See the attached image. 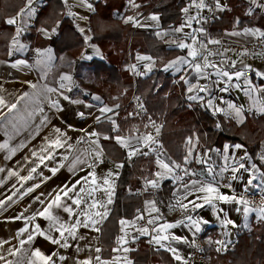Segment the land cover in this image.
Returning <instances> with one entry per match:
<instances>
[{"label": "snow or ice", "instance_id": "snow-or-ice-1", "mask_svg": "<svg viewBox=\"0 0 264 264\" xmlns=\"http://www.w3.org/2000/svg\"><path fill=\"white\" fill-rule=\"evenodd\" d=\"M33 2L34 0H27V8L21 10L20 15L31 17L35 12L32 7ZM62 2L69 7L67 15L76 16V13L70 10L69 0H62ZM79 3L90 10L93 8L88 0H79ZM250 3L252 7H249L247 15H252L256 9H264V0H250ZM129 4L133 8L140 7L134 0H129ZM226 9L227 5L223 4L221 0H187V3L180 9L183 14L182 23L170 27L169 30L161 29L160 16L157 14L149 15L144 19V22L137 16H127L124 18V23H131L134 27H155L157 29L155 35L158 38L164 40L165 37H172L165 42L182 51L186 50L185 55L177 56L165 64L162 71H173L176 74H181L179 79L186 85V100L189 102V107L195 103L210 111L213 116L223 114L234 119L238 124H243L246 119V112L264 114V84L254 82L256 78L264 81V71L243 63V60L238 62L229 59L228 49L221 52L219 50L212 51L209 48V45H221L222 42L220 39L207 38V30L203 25L207 23L209 17L204 13H213L214 15L216 12H223ZM79 19L83 20L86 17L81 16ZM147 21L154 23L148 24ZM6 23L17 25L18 21L13 17L7 19ZM236 23L239 24V19ZM194 25L199 26L194 27ZM79 30L82 33L85 31L84 28ZM24 31H26V26L16 28L15 35L11 37L9 56L29 50L28 46L20 40ZM39 31L46 37H50L56 33L57 28H52L51 32L46 28H41ZM227 35H250L264 40V31L258 28H244L242 32L233 31ZM85 40H91V37L86 35ZM35 53L38 58L34 64H29L25 59H18L11 66L13 68L47 66V62L54 59L51 48H38L35 49ZM245 55H249L247 50L240 53V56ZM213 57L220 59L216 60ZM87 58L90 59L91 57ZM135 59L138 62H146L143 63V72L138 70L137 64L130 66L135 74L143 76L153 71L156 61L151 55L137 54ZM249 73L252 75L250 76ZM59 79L61 83L58 88L41 87L29 82V86L34 91L31 93L25 91L18 95L6 94V89L3 84H0V130L8 137L0 143V152L5 153L4 159L8 161H11L18 152L25 148L28 149L29 153L22 157L23 163L20 160L15 162L19 165L18 168L5 169L0 167V173L6 172L5 178L0 179V187H3L8 179L15 178V183L11 185V194L3 195L0 193V196H3L0 198V209L15 203L14 197L17 200L23 199L35 192L66 166L73 177L79 176L78 179H74V182L66 181L52 192L47 194L41 192L35 196L33 203L39 207L33 208L28 215H25V212L28 211L26 208L11 218L12 220L23 221L24 226L18 229L13 238L17 243L13 244L11 240L7 239L0 240V264H66L67 261H71V264H134L128 254L136 251V249L129 245L135 244L141 237H148L147 242L150 245H155L157 249H164L171 253L179 264H189V261L182 257L177 247L173 245L185 244L198 247L195 239L190 240L188 236L177 235L171 230L183 227L192 233V237H195L196 234L202 232V225L209 223L208 220L194 217L190 213L207 206L224 228L229 225L236 227L234 220L228 217L225 209L219 207V204H235L240 206L236 208V211L241 212L245 218L255 213L258 219L264 220V203L260 206H253L249 199L237 194L234 190L230 194L221 191L222 188L232 190V182L242 180L241 173H249L247 186L264 192V170L252 162L253 157L247 152L243 144L225 145L223 152L220 153L224 163L217 172L209 164L208 151L197 152L199 137L193 134L185 140L186 152L182 162H177L163 150V145L157 140L163 126L149 118V122L144 125V128L152 127L154 132H140L138 128H133L128 135H102L97 131L87 133L91 146L87 157L74 155L70 160L66 153H71L74 146L69 143L72 137L69 136L68 132L74 129L71 125H67L62 130L61 127L53 124L52 119L44 112L42 106V103H47L50 109H55L57 112L62 110L59 99H52L50 93H57L64 100H69L67 95H63L62 90L71 91L72 76L62 74ZM233 90L243 93L248 98L250 103L247 109L242 104L225 100L223 94H231ZM92 99L101 101V97L98 95H94ZM71 102L83 103L79 100ZM221 104L226 105V107H221ZM139 107L143 109L142 104ZM119 108V104L114 107L103 105L99 107L101 115L96 116L95 120L101 122L103 117L111 124V131L119 133L120 126L114 118L118 116L117 110ZM37 114L42 115L39 123L34 124V118ZM78 115L83 118L85 113L80 112ZM129 115H136V113H129ZM50 125V131L41 138L40 145L29 148L31 141L36 139L41 131ZM219 127L220 125L217 124V128ZM23 132H28L29 136L13 146L10 143L11 140ZM80 139L83 142L85 138L81 137ZM101 139L115 140L125 150L129 161L134 157H148L154 153L157 170L151 173L154 178L146 177L144 179L143 190L148 192L150 189H159L161 182L166 179L178 182L179 186L173 192L176 203L169 204L168 207L170 211L179 208L183 213L182 219L170 222L164 217L156 200H145L144 208H137L132 219L121 218L119 220L121 234L116 236L114 241L116 247L112 248V252L117 255L111 259L102 258L100 246L92 243H80L81 241L98 239V237H89L81 230L94 233L102 231V225L112 213L110 206L114 203L116 181L120 177V172H114L112 169H107L100 174L97 173V168L103 165L107 159L100 144ZM230 148L242 150L243 155L238 156L235 152L230 153ZM62 149L65 151L61 152ZM209 151L219 153L218 149ZM259 160L264 163V151L259 153ZM192 164L208 166L204 172L191 168ZM123 167V163L115 164L117 170ZM42 168L47 169L51 176H44L43 171H41ZM23 171H26L25 175H21ZM81 172L85 174L79 175ZM225 173H231V175L225 176ZM204 175L211 179L202 180L200 177ZM37 177L40 178L38 183L25 187L29 181H34ZM189 197H193V199H189ZM183 201L187 202L184 203ZM28 207L31 208V204ZM40 221H44L46 224L42 225ZM141 221L144 223L141 224ZM38 238L56 247L51 252H45L37 245ZM211 242L209 241V243ZM215 243L226 246L225 241L222 240L215 241ZM62 249H74V253L72 256H65L60 253ZM220 250V248L217 249V251ZM79 253H86V255L81 258ZM10 257H15V259H10Z\"/></svg>", "mask_w": 264, "mask_h": 264}, {"label": "crops", "instance_id": "crops-1", "mask_svg": "<svg viewBox=\"0 0 264 264\" xmlns=\"http://www.w3.org/2000/svg\"><path fill=\"white\" fill-rule=\"evenodd\" d=\"M24 1L26 2L25 5L14 14H7L10 10H7L8 7L6 8V5H8L10 0H3V8L0 7V30L3 29L2 26H8V28H11L8 29L6 27L0 32V84H3L4 88L6 89V94L11 93L13 95H18L19 93L25 91L29 93L34 91L29 86V82L35 83L41 87L47 86L58 88L59 84L61 83L59 78L62 74H69L72 76V82L70 85L71 91H68L67 89L62 90L63 95H67L69 97V100H64L63 97L58 95L57 93L49 94L52 99H59L62 108L61 111L57 112L55 109H50L47 103H42L44 112L49 115V117L52 119L53 124L61 127L62 130L65 129L67 125H71L74 129L69 130L68 132L69 136L72 137L69 143L73 144L74 146L71 153H66L69 155L70 160L74 155H81L84 158L87 157L89 149L91 147L89 142L90 138L87 136V133L97 131L102 135H128L130 130H132L133 128H139L140 132H154V129L152 127H149L147 129L144 128V125L147 124L149 122V118H151L152 120L156 121L157 124L163 126L161 128L160 137H157V140L160 141V143L163 145V150L173 160L182 162L183 156L186 152L185 140L188 136L195 134L199 137V146L197 147V152L203 153L205 151H208L209 164H211L217 172L220 170V167L224 163L223 157L220 153L223 152L225 145L230 146L237 143H223L221 141L217 145H212V143L217 139H215L214 134H211L210 131L209 133H207V131L205 130V125L201 121L202 114L204 112H208L210 115H212V113L206 109L201 108L198 104L195 103H192L191 107L188 106L189 102L186 100L185 91L186 85L179 79V76L181 74H176L173 71H162L164 65L171 60H165L163 62L159 78H157L159 79V81L157 82L154 92L151 91L156 95V100H161V102L158 104H150L151 109L156 113V117L154 118L149 116L148 112L145 115H138L135 111L133 105L131 104V98L136 93L135 89L131 91H127L126 89L117 91L118 89L111 88L110 91H114L115 93H113L114 96L110 99V102H105L103 98H101V101L93 100L92 97L94 95L100 96V93H102V88L99 85V75H93V73L88 70L87 65H85L84 67L77 65L74 57L70 56L69 54L58 58L55 55L54 50L51 48L53 50L54 59L50 62H47V66L40 65L32 68H13L11 66L12 63L18 59H25L29 64H34V61L38 58L36 56L35 49L50 48L44 44V41L51 40L58 34L59 31V26L57 27V25H55L52 28H57V31L50 37H46L43 33H41L39 31V29L41 28H36L35 22L37 15L44 6L42 0H34L32 7L35 9V12L31 17H29L28 15H20L21 10L27 8V0ZM98 1L99 0H88V2L93 6V8L90 10L86 6L80 5L79 0H69L70 10L73 13H76V16L67 15L69 7L65 6L64 8L65 10H67L66 16L71 18L76 30L80 32L79 29L84 28L85 31L83 33H80L84 36V38L86 35L91 37V40H86L84 54L78 57L79 60L83 61L82 63L85 64L91 62L92 60L103 61L105 59V56L103 55L99 46L93 43L92 34L89 27L90 16L92 13H94L95 4ZM221 2L227 5V9L223 12H218L216 20H220L225 13H231V17H234L233 19H235L232 28L228 31H225L222 36H220L221 38H224L235 44L246 45L252 43L257 37L250 35L229 36L227 35V33L233 31L242 32L244 28H258L261 31H264V9H256L252 15H247L249 7H252L250 0H221ZM130 9L136 10L137 8L131 7ZM151 14L155 13H149L143 19H141V21L144 22V19ZM204 15H207V12H205ZM81 16L86 17V19H79V17ZM13 17L17 19L18 24L8 25L6 23V20ZM237 19H239V24L236 23ZM147 23L153 24L154 22L147 21ZM206 25L207 23H205L203 26L206 27ZM20 26H26V31L22 33L20 40L22 43H25L28 46L29 50L24 53H16L13 56H9L8 51L11 43V37L15 35L16 28ZM198 26L199 25H194V27ZM52 28L46 29L51 32ZM141 28L153 30L155 32L157 31L155 27ZM164 30H169V28ZM186 31L188 30L186 29ZM170 39H172V37H165L164 43H166V40ZM166 44L170 46V48L177 49V56H183L186 54V50L182 51L168 43ZM97 51L99 53L98 55ZM177 56H175V58ZM87 57L91 58L88 59ZM213 59L219 60L220 58L213 57ZM143 63L146 62H138L134 58L133 63L126 67V69H128L133 74L130 66L132 64H137L138 70L143 72ZM252 66L260 71H264V53L256 56ZM155 70L156 63L151 73L140 76L147 79L155 72ZM254 82L257 84H264V81L259 80V78H256ZM201 83H203V81H201ZM223 95L225 100H230L242 104L245 109H247L249 106L250 101L243 95V93L239 91L233 90L231 94ZM73 100H79L83 103H72L71 101ZM217 103H219V101H217ZM116 104L120 105V108L117 110L119 114L118 116L114 117L120 126L119 133L111 131V124L107 120H104L103 117L101 119V122H97L95 120L96 116L101 115L99 112V107L103 105L114 107ZM220 106L226 107V105L223 104H221ZM80 112L85 113V116L83 118L78 115V113ZM129 113H136V115L130 116ZM41 115L42 114L36 115V117L34 118V124L39 123ZM245 116V122L243 124H238L234 119L226 117L223 114H217L215 115V117L219 118V123H217L218 120L213 121L212 127H215L216 124L215 129L218 130L220 127L217 128V124L221 126L222 123L225 124L230 122L231 124H234L241 129L242 135L245 136L246 140L248 136H250V134L257 129L264 132V114L246 112ZM50 128L51 125L48 128H44L41 131L40 135L37 136L36 139L31 141V143L29 144V148L33 146L38 147L41 143V138L49 133ZM83 132L85 133V135H83ZM28 136V132H23L21 133V135L14 137L10 143L14 146ZM81 137L85 138L83 142H81ZM6 139H8V137L2 130H0V143H2ZM253 140L255 141L256 139L253 138ZM100 144L102 145L104 153L107 157L119 161L120 163L122 161L128 160L125 150L121 148L115 142V140L101 139ZM245 148L249 153L248 148L246 146ZM215 149H218L219 153L216 151H209ZM60 151L64 152L65 150L62 149ZM262 151H264V136L259 141V147L257 149L256 155L253 156L252 161L256 163L258 167L261 168V170H264V163L259 160V153H261ZM232 152H235V154L238 156L243 155L242 150H235L230 148V153ZM26 154H29L27 148L18 152L11 161H8L4 159L5 153L0 152V167H4L5 169L18 168L19 165H17L15 162L17 160H20L21 163H23L22 157ZM154 158V153L150 154L148 157L138 156L133 158L134 162L137 161V167L145 178H154L151 176V173L157 170ZM89 162H91V160H89ZM207 166L208 165L202 166L199 164H192L190 167L197 171L206 172ZM107 169H112L114 172L119 171L121 173V169L117 170L115 168V165L108 166L105 163L97 168V173L100 174ZM41 171H43L44 176H51V173L47 169L42 168ZM25 174L26 171L21 172V175ZM84 174L85 173L83 172L79 173V175ZM225 175H231V173H225ZM240 175L243 176V179L239 181H233L232 190L222 188L221 191L229 194L233 190L261 192L256 188H250L247 186L249 173H241ZM5 176L6 172L0 173V179H4ZM78 178L79 176L73 177L72 173L68 171V168L66 166L65 168L61 169L60 172L56 174V176L52 177L46 183L42 184L40 188L36 189L35 192L30 193L23 199L17 200L14 197V200H16L15 203H11L4 209H0V240L7 239L11 240L13 244L17 243V241L13 238L16 236L18 229L24 226V222L21 220H12L11 218L23 212L26 208L28 209V211L25 212V215H28L33 208L39 207V205L33 203V198L39 195L41 192L47 194L48 192L54 191L59 185H62L66 181L71 183L74 182V179ZM200 178L207 180L211 179L207 175L201 176ZM39 180L40 178L37 177L36 180L29 181L28 184L25 185V187H28L33 183H38ZM118 180L116 181L114 203L110 206L112 208V213L109 216L108 220L105 221L102 225V231L100 233H94L83 229L81 230L85 232L89 237H98V239L81 241L80 243H92L96 246H100L102 248V252L100 253V255L104 259H111V257L117 255L116 253L112 252V248L116 247L114 243L116 236L121 234L119 225V220L121 219V217L113 214ZM13 183H15V178L8 179L7 183L4 184L3 187H0V193H2L3 195H10L11 185ZM221 183H223V181H221ZM178 186V182L166 179L161 182L160 188H164L167 193L169 191L171 196L176 200V197L173 196V192ZM261 193L264 194V192ZM0 198H3V196H0ZM189 199H193V197H189ZM183 202L186 203L187 201ZM30 204L32 206L31 208L28 207ZM219 207L225 209L228 217L234 220L236 227L229 225L227 228H224L222 225H220L219 221L216 218V215L207 206L202 209H197L193 213H190L194 217L203 218L209 221L208 224L202 225V232L196 234L195 236H202L206 241V245L208 248L206 261L196 262L193 264H212V261H210L209 263L208 261L212 259L214 254H221L233 250L237 243V235L239 231L250 232L254 226L264 222V220L258 219L255 213L245 218L241 212L236 211V208L240 207L239 205L219 204ZM60 214L64 215L63 213ZM133 217H126V219H132ZM40 223L42 225L46 224V222L44 221H40ZM245 225H247V227H245ZM171 231L177 235L188 236L190 240L195 238L192 237V233L188 229L183 227L172 229ZM218 240L225 241L226 246L215 243V241ZM147 241L148 237H141L135 244L129 245L130 247H134L136 249V251L128 254L129 258L133 260L134 264H179V262L174 259L172 254L165 251L164 249H157V247L153 245L152 250H149ZM209 241L212 242L209 243ZM37 245L40 246L45 252H51L56 247L50 245L40 238H38L37 240ZM173 246L177 247L180 255L188 260L192 246L185 244H174ZM5 247H8V245H5ZM218 248H220L221 250L217 251ZM60 253L65 256H72L74 253V249H62L60 250ZM78 255L83 258L86 253H79ZM10 259H15V257H10ZM66 264H71V261H67Z\"/></svg>", "mask_w": 264, "mask_h": 264}, {"label": "trees", "instance_id": "trees-1", "mask_svg": "<svg viewBox=\"0 0 264 264\" xmlns=\"http://www.w3.org/2000/svg\"><path fill=\"white\" fill-rule=\"evenodd\" d=\"M42 2L44 6L36 17V28H52L59 25L58 34L51 40H45L44 44L52 48L58 58L69 54L74 57L77 65L83 67L87 65L93 75L98 74L99 85L102 88L100 96L105 102H110L114 96L115 92L110 91L111 88L118 89L117 91L135 89L136 93L145 100L149 116L156 117L150 104H158L161 100H156V95L152 92L159 81L157 78H159L163 62L174 59L178 51L170 48L164 43V40L158 38L155 31L134 27L131 23L126 24L124 18L137 16L143 19L153 12L160 16L162 29L175 27L182 23L183 14L180 9L187 3V0H134L136 4L140 5L136 10L130 9L129 0H99L95 4L94 13L90 16L89 27L92 41L99 46L105 59L103 61L92 60L87 64L82 63L83 61L78 58L85 52L86 40L76 30L71 18L66 16L67 10L64 9L65 5L62 0H42ZM25 3L24 0H10L6 5L7 10H10L7 14L18 12ZM0 7L3 8V0H0ZM233 18L231 13H225L220 20L215 19L209 27L211 36L220 37L225 31L230 30L235 20ZM6 27L8 28V26H2L3 29ZM137 54L151 55L156 60V70L147 79L134 72L132 74L126 69L133 63ZM216 120L219 123V118L208 112L202 114L201 121L205 125V130L207 133L210 131L217 139L212 145H217L221 141L223 143H241L248 148L252 157L256 155L259 141L264 136V132L257 129L246 140L241 129L230 122L222 123L218 130L215 129L216 124L215 127H212V122ZM253 138L256 139V142ZM123 164L124 167L121 169L118 180L113 214L121 218H131L140 203L134 195L138 186V177L132 166L126 161ZM135 166H138L137 161ZM212 262L213 264H264V222L254 226L250 232L239 231L233 250L214 254Z\"/></svg>", "mask_w": 264, "mask_h": 264}, {"label": "built area", "instance_id": "built-area-1", "mask_svg": "<svg viewBox=\"0 0 264 264\" xmlns=\"http://www.w3.org/2000/svg\"><path fill=\"white\" fill-rule=\"evenodd\" d=\"M217 14L218 12H216L214 15L213 13H207L209 20L207 21V25L205 28L207 30V38L220 39L222 43L221 45H209V48L212 51L219 50L221 52H223L225 49H228L229 51L227 52V55L229 59L237 60L238 62L240 60H243V63L252 65L256 56L264 53V40L260 38H255V40L250 44L240 45V44L232 43L221 37L211 36L209 32V27H210V24L217 18ZM245 50H247L249 55L240 56V53ZM249 75L251 76L252 73H249ZM131 104L133 105L138 115H145L147 113L146 104L141 95L135 93L133 97L131 98ZM140 104L143 105V109L139 107ZM83 135H85L84 132H83ZM158 137H160V135ZM116 163H119V162L109 157H107L105 161V164L108 166L115 165ZM126 163H128L130 166L134 168V170L136 171L137 177H138V186L136 190L134 191V195L140 201L137 208L143 209L144 201L147 199H153L157 201V206L160 208L161 212L164 214V217L168 221L171 222V221H175V220L183 218V213L179 210V208H177L175 211L169 210V207H168L169 204H175L176 200L171 196L168 190H167L168 193L165 191L164 188H159L155 190L150 189L148 192H144L143 189H144L145 177L141 174L140 170L135 166L134 159H132L131 161L127 160ZM225 176H229V175H225ZM201 179L204 180L203 178ZM235 192L249 199L253 206H260L262 203H264V194L261 192L241 191V190H235ZM135 214H136V211H135ZM140 223L143 224L144 222L141 221ZM194 239L198 247L192 246L190 250L188 261L191 264L196 263V262L206 261L207 253H208V248H207L205 239L202 236H197ZM147 245H148V249L152 250L153 245H150L149 243H147Z\"/></svg>", "mask_w": 264, "mask_h": 264}, {"label": "rangeland", "instance_id": "rangeland-1", "mask_svg": "<svg viewBox=\"0 0 264 264\" xmlns=\"http://www.w3.org/2000/svg\"><path fill=\"white\" fill-rule=\"evenodd\" d=\"M118 162H119V161H118ZM119 163H120V162H119ZM121 163H124V161H122ZM210 261H212V259H211V260H209V261H208V263H209ZM212 264H213V262H212Z\"/></svg>", "mask_w": 264, "mask_h": 264}]
</instances>
